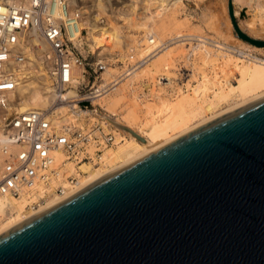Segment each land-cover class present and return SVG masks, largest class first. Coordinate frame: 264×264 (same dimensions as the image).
Listing matches in <instances>:
<instances>
[{"label": "water", "instance_id": "obj_1", "mask_svg": "<svg viewBox=\"0 0 264 264\" xmlns=\"http://www.w3.org/2000/svg\"><path fill=\"white\" fill-rule=\"evenodd\" d=\"M0 264H264V94L1 234Z\"/></svg>", "mask_w": 264, "mask_h": 264}, {"label": "built area", "instance_id": "obj_2", "mask_svg": "<svg viewBox=\"0 0 264 264\" xmlns=\"http://www.w3.org/2000/svg\"><path fill=\"white\" fill-rule=\"evenodd\" d=\"M125 1L111 0L107 7L115 11ZM86 4L0 0V199L7 205L16 199L38 208L47 198L68 196L79 167L92 164L114 142L100 99L150 56L128 54L124 64H110L105 54L92 51L79 27ZM113 65L119 71L105 82L102 75ZM31 76L33 83L43 81L44 106L18 112L34 85L27 84Z\"/></svg>", "mask_w": 264, "mask_h": 264}, {"label": "bare ground", "instance_id": "obj_3", "mask_svg": "<svg viewBox=\"0 0 264 264\" xmlns=\"http://www.w3.org/2000/svg\"><path fill=\"white\" fill-rule=\"evenodd\" d=\"M87 1L92 4H90L91 6L86 4L80 7L82 18L79 27L85 29L87 34H84V37L91 38L99 54L105 52L107 57L113 59V61L107 60V62L114 64V59H116L124 64V59L128 54H133L135 59H141L150 54L143 66L130 75L123 77L108 94L100 99V105L107 109L102 102L109 99L110 93L115 91L118 85L123 90L125 84H133L135 80L139 79L137 81H140L146 77L154 79L160 89L170 86L173 92L175 87L168 79L169 75L160 73L158 69L152 72L153 68L151 69V67L158 68L160 66L158 65L160 58L165 57L162 50L169 44L162 42L159 35L161 29L165 26V21H167V18L163 19L162 17L169 7L175 6L180 0H173L174 2L168 0H126L119 9L109 14L104 0ZM100 1H102L103 6ZM231 1L234 5L245 6L248 9L246 14L249 18L245 22L248 33L258 38H264V0ZM89 8L91 9L89 10ZM98 8H101L104 12H99ZM112 13L115 17L110 19L108 23L105 22L106 14L110 16ZM90 15L93 16V22L91 27H88V19L84 17ZM235 15L238 16V12ZM101 18L104 19V24L108 26H102L104 24L100 23ZM119 21L121 24L118 23ZM149 39L151 42L148 41ZM173 40L177 45L179 42L188 43L194 40L201 43L193 44L189 48L190 53L191 50L194 52L197 48H201L205 56L204 62L202 61L203 66L198 71L200 79L197 80V83L192 85L186 79V88L191 93L185 96L179 93L176 98H172L173 102H170L168 98H159L157 104H154L156 110L148 107L146 112H143L140 108L132 110L130 107H125L127 105L125 103L121 109L128 114L131 121L137 123V130L129 125L119 123V120L114 119L116 114L112 113L108 121L125 137L120 136V133H114L113 144L104 149L99 158H96L92 164H84L79 167L81 174L77 179V184L66 190L64 194L69 195L77 192L90 183L124 167L181 135L264 94V58L259 48H255L259 52L253 55L237 49L229 43H220L193 35L173 37L170 40L171 43ZM89 45L93 51L92 45ZM212 49L215 52L214 56L211 55ZM221 60L222 62H220ZM163 61L160 60L161 64ZM209 64L217 65L221 76L211 75L207 67ZM115 66H109L111 68L107 67L105 69L103 75L106 82L112 80L113 75L118 73L119 67ZM33 78L34 76H31L27 79L28 85L35 82ZM232 79L236 80V84L231 83ZM33 84L27 97L17 107L18 112L34 110L44 106L46 94L44 88H42L43 81L40 85ZM142 86L144 94L152 93L147 85ZM155 93H153V97ZM169 96L171 95L169 94ZM130 132L141 138L142 142ZM57 159L60 160V156H57ZM66 170H68V166H66ZM59 200L60 198L57 196L50 197L39 204L38 208H31L30 204L23 200H9L7 205L6 202H3V199H0V235L47 209Z\"/></svg>", "mask_w": 264, "mask_h": 264}, {"label": "rangeland", "instance_id": "obj_4", "mask_svg": "<svg viewBox=\"0 0 264 264\" xmlns=\"http://www.w3.org/2000/svg\"><path fill=\"white\" fill-rule=\"evenodd\" d=\"M104 1L107 13L109 14L112 12V10L108 9L107 4L111 0ZM168 1L174 2L173 0ZM100 2L102 5V1ZM90 4L92 3L90 2L89 5ZM90 9L91 8H89V10ZM98 10L99 12H104V10L101 8H98ZM247 10L248 9L245 6L240 7L239 5H234L231 0H180L175 6L171 8L169 7L162 17L163 19L167 18V21H165L166 27L164 26V28L159 32L161 41L167 42L166 44L169 43L164 49L165 51L162 50V52L165 53V57L163 59L160 58V60H164L162 64L165 65L162 66L159 60L158 65L161 67H151V69L153 68L152 72L158 69L160 73L169 75L168 79L170 80L173 87H175V92H172L170 86L160 89L157 83H155L154 79L151 77H146L140 81H137L139 80L137 79L134 83L132 82L133 84H125V88H123V90L118 85L115 91L110 93L109 99H105L106 102H102L103 105L107 107V109H105L101 106L104 112L103 119L111 125L108 119L111 118L112 113H114L116 114L114 119L119 120V123L123 125H129L137 130V123L131 121L128 114L123 112L121 109L125 103L127 104L125 107H130L132 110L140 108L143 112H146L148 107H151L150 109L152 110H156V105L154 104H157L159 98H168L170 102H173V99L176 98L179 93L180 95L184 96L191 93V91H188L186 88V79H188L192 85H195L197 80L200 79L198 71H200L203 66L202 64L205 58L204 52L201 48H197L198 50L196 49L194 52L191 50L190 53L189 48H191L193 44H201L199 41L194 40L188 42L189 44L187 42H179L177 45V43H174L175 40H173L171 43L170 40H172L173 37L181 35H193L203 39L218 41L220 43H229L235 48L246 51L253 55H256V53L259 52L255 48H259L261 55L264 58V46L250 41L253 39L255 41L264 42V38L252 36V34L248 33L247 29L245 28V22L249 18L246 14ZM236 12H238V16L235 15ZM84 18L88 19V27H91L93 16L90 15ZM110 19H112L111 16L106 14L105 22L107 21L108 23ZM119 24H121V22ZM102 26L108 25L104 24ZM81 29L84 28L82 27ZM85 34H87V32H85ZM85 37L84 39L88 42V44L92 45L93 51H97L95 49L96 46H94L91 38H87V36ZM211 55H215L213 49L211 50ZM106 58L108 61H113V59L107 57V55ZM220 62H222V60ZM214 66L212 64L207 66L211 75L221 76L218 66ZM104 81L106 82L105 76ZM125 81H123V83H125ZM231 83L236 84V80L232 79ZM144 84L149 87L150 92H152L151 94L143 93L142 85ZM153 91L156 92L155 95L157 97L155 95L153 97ZM176 92L178 93L176 94ZM169 94L171 96H169ZM114 133H120V131L114 128ZM120 136L125 137V135L122 133H120Z\"/></svg>", "mask_w": 264, "mask_h": 264}]
</instances>
